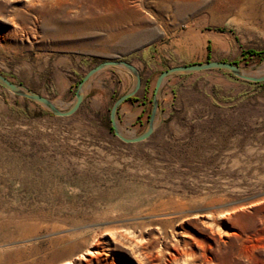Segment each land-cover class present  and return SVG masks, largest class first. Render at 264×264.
I'll list each match as a JSON object with an SVG mask.
<instances>
[{"label": "rangeland", "instance_id": "374dc122", "mask_svg": "<svg viewBox=\"0 0 264 264\" xmlns=\"http://www.w3.org/2000/svg\"><path fill=\"white\" fill-rule=\"evenodd\" d=\"M107 59L139 71L117 112L122 134L137 135L168 66L264 68V0H0V73L58 108ZM132 82L122 67L100 69L68 116L0 86V264H80L104 228L116 242L102 257L135 264L127 245L180 244L200 226L194 215L235 204L246 206L227 218L238 236L213 253L264 264V81L223 69L169 76L154 131L124 142L109 109Z\"/></svg>", "mask_w": 264, "mask_h": 264}, {"label": "bare ground", "instance_id": "6f19581e", "mask_svg": "<svg viewBox=\"0 0 264 264\" xmlns=\"http://www.w3.org/2000/svg\"><path fill=\"white\" fill-rule=\"evenodd\" d=\"M213 38L216 43L222 44V41L218 36ZM240 68L243 73L250 75H260L264 72V68L248 69L242 66H240ZM94 74L84 82L82 86L84 93ZM50 101L57 107V100L50 99ZM245 208L246 206L244 204H235L229 209L217 212L208 211L207 213L194 215L200 226L197 227V225L194 224L196 232L187 229L180 232V235L183 237V242L180 244L167 242L160 246L151 243L148 251L142 249L135 251L131 248V245H127L126 247L129 251L134 252L132 257L135 260V264H144L142 261L143 255L147 256L148 264H241L235 258L236 254H234L231 248L227 249L224 255L213 253V251L218 249L220 244L228 243L231 240L230 237L238 236V233L236 235V232L232 229L231 225L228 224L227 218L231 217L236 211L244 210ZM61 230L62 232H65V229ZM107 232L108 231L105 228L101 229L91 244L86 247L80 255L75 256V259H78L80 264H110L106 258L102 257V255H107V251L114 247L116 239L113 238L114 236L106 237V234H109ZM228 245H230L228 247H232V244ZM150 251H153V253ZM238 251L246 256L247 246L243 243L240 244ZM70 263V260L60 262V264ZM258 264L263 263L259 262Z\"/></svg>", "mask_w": 264, "mask_h": 264}, {"label": "water", "instance_id": "95a60500", "mask_svg": "<svg viewBox=\"0 0 264 264\" xmlns=\"http://www.w3.org/2000/svg\"><path fill=\"white\" fill-rule=\"evenodd\" d=\"M108 66L122 67L126 69L131 74L132 79H133L132 86L129 88V90H127L125 93L118 96L113 101L109 109L110 127L113 133L115 134V136H117L120 140L124 142L141 141L149 137L151 133L154 131V127L156 125V122H155L156 112H157V108L159 104L161 86H162L163 81L169 76H172L175 74H189V73H194V72L203 71V70H210V69H223L243 80L252 81V82L264 81V72L260 75L245 74L242 72L240 65L236 63H231L228 61L204 60V61H197V62H192L188 64H178V65L168 66L167 68L160 71L159 74L155 78L154 89H153L152 98H151V106H150V111L148 114L146 126L144 127L143 130H141L137 135H134V136H127V135L122 134L117 125V112H118L119 105L122 102H124L127 98L131 97L140 86V74H139L138 69L132 63L126 60L107 59L89 68L85 72L81 80L77 83L76 89L74 92V98L71 104L66 109L57 108L51 103L50 99L18 83L11 81L10 79L5 77L1 73H0V86L4 87L5 89H7L8 91L12 92L15 95L27 98L31 101H34L38 104L45 106L54 115L68 116L77 110V108L79 107L80 103L82 102L84 98L85 93L82 90V86L84 82L91 75H93L100 69L104 67H108Z\"/></svg>", "mask_w": 264, "mask_h": 264}, {"label": "trees", "instance_id": "16d2710c", "mask_svg": "<svg viewBox=\"0 0 264 264\" xmlns=\"http://www.w3.org/2000/svg\"><path fill=\"white\" fill-rule=\"evenodd\" d=\"M132 97H129V98H127L126 100H128V99H131ZM111 128V127H110Z\"/></svg>", "mask_w": 264, "mask_h": 264}]
</instances>
